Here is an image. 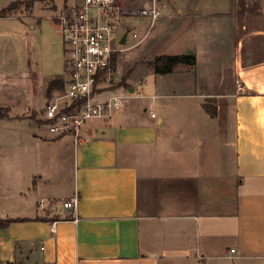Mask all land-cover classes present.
I'll list each match as a JSON object with an SVG mask.
<instances>
[{"label":"crops","instance_id":"obj_1","mask_svg":"<svg viewBox=\"0 0 264 264\" xmlns=\"http://www.w3.org/2000/svg\"><path fill=\"white\" fill-rule=\"evenodd\" d=\"M15 1L0 0V10ZM173 2L180 5L168 14L178 21L176 33L190 37L187 32H199V26L213 48L219 45L216 38L238 36L237 44L232 42L238 52L247 37H264V28L243 23L245 10L254 4L248 9L239 0ZM35 4L0 16L2 42L14 24L26 23L20 12H32ZM259 10V19L264 18V0ZM190 52L187 47L176 54ZM195 53L194 66L182 64L166 74L151 67L154 79L130 84L129 94L138 95H125L128 101L111 118L90 120L86 127L93 137L80 144L70 134L40 135L37 126L48 123L36 109L12 111L15 102L26 103V84L18 82L16 98L10 87H0V106L11 107L0 119V220H16L0 228V261L264 264V89L242 71L243 59L230 65L234 87L210 91L209 82L201 83L202 76L209 79V55L201 64ZM8 54L5 49L0 56L2 75L36 77L35 70H10ZM178 72L190 76L172 77ZM58 76L65 82L64 75L44 74L45 103L65 89L48 95L49 82ZM119 88L98 97L107 99L109 91ZM172 98L194 102L172 114L167 110ZM209 98L216 100L217 117L203 107ZM76 194V210L38 206L44 198Z\"/></svg>","mask_w":264,"mask_h":264},{"label":"rangeland","instance_id":"obj_2","mask_svg":"<svg viewBox=\"0 0 264 264\" xmlns=\"http://www.w3.org/2000/svg\"><path fill=\"white\" fill-rule=\"evenodd\" d=\"M119 1L121 5L126 8H140L144 5L141 3L132 5L129 0ZM239 1V4H248V9L254 4L251 9L245 10L246 16L243 19V23L248 25L250 29L264 28V18L259 19L261 17L259 14L263 13L259 10V6L262 7L263 0ZM72 3L73 0H47L36 2L32 12H20L25 13L24 16H27L26 23L17 22V24H14V28L12 29L13 34L7 32L3 42L0 37V56L3 55L5 49L9 52L8 55L12 53L8 61V68H10V70H16L15 72L18 71L17 69L36 71L34 73L36 74L35 78L24 77L25 74L22 73L21 78L18 76V78L14 79L15 75L13 74V76H9L6 72L3 75L0 73L1 89L4 87L9 89L10 87L11 89L9 90L14 98H16L18 93L17 89L20 86L18 82L21 81L24 85L26 84V103L23 104L22 101L20 102L21 104L15 102V106L13 105L12 107L13 112H16L18 108L22 111H29L28 113L36 109L41 118H46L44 111H42L47 104L45 103L46 100H43V90L45 89L43 88L45 80L44 74L52 72L54 74L66 76L64 39L59 26L57 28L52 18L59 15L66 5L70 6ZM150 4H146L145 6ZM158 6L161 12L163 14L165 13V17L163 19H161L162 17L158 18L155 21L148 36L143 41H139V39L148 31L152 23L151 18L135 17L131 15H125L121 18L118 29L122 35L127 33V42L123 44L124 50L119 53L115 75L113 76V88L119 86L120 88L116 91H109L108 94H110V96L138 95L137 91L133 92V94H129L130 84L131 86H135L137 82L143 83V81L149 84L154 79L152 66L149 65V62L153 60L158 53H181V51H184L187 47L199 53V62H201V64L207 62L206 58H208L207 56L209 55V79L202 76L203 79L201 83L204 84L205 82L208 84L209 82L210 91H223L234 87V73L230 65H232L233 62H238L243 59L245 61V69L242 71L246 72L249 77L253 79L254 85L257 88L264 89V85L259 83L264 81V76H262L264 74V37H247L246 45H244L245 47L243 46L244 48L238 52L235 50V47L234 49L232 47L233 43L237 44L238 36L227 37L225 39L216 38L218 39L219 45L213 48L211 45L207 44L206 38L201 34L202 31L199 30V26L197 27V25H195V27H197L199 32L188 31L187 33L191 35L190 37L185 36L184 33H176L177 29L175 25L178 21L174 17L170 18L168 14L176 13L180 5H177L173 0H158ZM254 6L256 11L252 12ZM26 8L25 6H21L19 9ZM250 12H252L253 16H250ZM5 30L9 31L10 29L7 27ZM133 32H138L141 36L139 38H133ZM221 40L222 42L224 41L223 44H220ZM194 72L195 71H193V74H195ZM259 72H262V75ZM173 76L189 77L190 75H185V73L181 75V73L178 72L172 75V77ZM122 78L125 79V81H123L124 85H120ZM143 94L144 92L141 93V95ZM102 98L104 97H97L96 100L99 101ZM190 100L194 102L193 99H168L167 110L173 114L176 109L188 107ZM209 100L214 99L209 98ZM126 101H128V99ZM18 104L20 106H17ZM8 108L11 110L10 106H8ZM155 111H157L156 108ZM28 126L29 125H25L24 127L30 130L32 126ZM37 130L40 135L48 133V136H51L47 125L37 126ZM12 135L14 136V134ZM61 199L62 198H57L55 200L59 201ZM18 263L26 264L22 261Z\"/></svg>","mask_w":264,"mask_h":264},{"label":"built area","instance_id":"obj_3","mask_svg":"<svg viewBox=\"0 0 264 264\" xmlns=\"http://www.w3.org/2000/svg\"><path fill=\"white\" fill-rule=\"evenodd\" d=\"M125 15L151 18L148 31L139 39L143 41L161 10L156 0L140 8L123 7L119 0H81L65 6L56 16L65 44L67 74L64 91L49 99L43 109L51 133L70 134L76 144L87 142L93 137L86 127L90 120L109 119L123 107L128 99L125 95H112L99 101L96 98L114 87L115 69L111 63L113 56L124 50V34L118 28ZM140 36L138 32L132 33L133 38ZM78 202L76 194L59 201L44 198L38 201V206L48 209L51 205H61L76 210ZM56 224L57 221L51 223L53 233Z\"/></svg>","mask_w":264,"mask_h":264},{"label":"trees","instance_id":"obj_4","mask_svg":"<svg viewBox=\"0 0 264 264\" xmlns=\"http://www.w3.org/2000/svg\"><path fill=\"white\" fill-rule=\"evenodd\" d=\"M37 1H47V0H18L12 2L4 9L0 10V16H5L8 13H12L13 11L18 10L21 6L27 7L30 9ZM118 54H115L112 59L111 66L113 69H116L117 61H118ZM186 64V65H196L197 64V56L195 52L192 53H183V54H162L157 56L155 59L149 62V65L152 66L155 73H171L173 72L178 66ZM123 81L125 79L122 78L120 85H124ZM65 87V82L62 77H55L53 78L47 87V93L49 96L52 95L54 90H63ZM213 101V102H210ZM204 109L209 113L211 117H217L218 114V107L216 100H208L203 104ZM9 114L8 107L0 106V119L6 117ZM15 219H6L0 220V228H4L8 226ZM0 264H19L16 261H0Z\"/></svg>","mask_w":264,"mask_h":264},{"label":"water","instance_id":"obj_5","mask_svg":"<svg viewBox=\"0 0 264 264\" xmlns=\"http://www.w3.org/2000/svg\"><path fill=\"white\" fill-rule=\"evenodd\" d=\"M126 41H127V33H125V34L123 35L122 43L124 44V43H126ZM190 53H191V52H190Z\"/></svg>","mask_w":264,"mask_h":264}]
</instances>
